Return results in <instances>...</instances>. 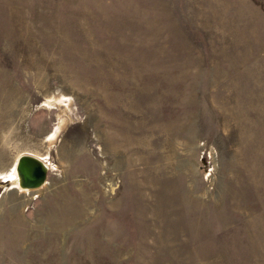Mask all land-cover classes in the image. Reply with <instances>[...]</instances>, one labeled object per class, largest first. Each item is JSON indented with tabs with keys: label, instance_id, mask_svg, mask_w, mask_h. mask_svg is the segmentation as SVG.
<instances>
[{
	"label": "rangeland",
	"instance_id": "rangeland-1",
	"mask_svg": "<svg viewBox=\"0 0 264 264\" xmlns=\"http://www.w3.org/2000/svg\"><path fill=\"white\" fill-rule=\"evenodd\" d=\"M0 264H264V0H0Z\"/></svg>",
	"mask_w": 264,
	"mask_h": 264
},
{
	"label": "water",
	"instance_id": "water-1",
	"mask_svg": "<svg viewBox=\"0 0 264 264\" xmlns=\"http://www.w3.org/2000/svg\"><path fill=\"white\" fill-rule=\"evenodd\" d=\"M16 167L22 179L20 184L23 187H37L44 181L46 166L38 158L30 155H20Z\"/></svg>",
	"mask_w": 264,
	"mask_h": 264
},
{
	"label": "bare ground",
	"instance_id": "bare-ground-1",
	"mask_svg": "<svg viewBox=\"0 0 264 264\" xmlns=\"http://www.w3.org/2000/svg\"><path fill=\"white\" fill-rule=\"evenodd\" d=\"M11 178H12V181H14V183H17V185L21 186L20 183H21L22 179L20 177V174L18 172V169H17L16 165H15V167L12 170V176H11ZM21 188H23V187H21Z\"/></svg>",
	"mask_w": 264,
	"mask_h": 264
}]
</instances>
